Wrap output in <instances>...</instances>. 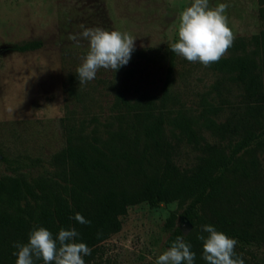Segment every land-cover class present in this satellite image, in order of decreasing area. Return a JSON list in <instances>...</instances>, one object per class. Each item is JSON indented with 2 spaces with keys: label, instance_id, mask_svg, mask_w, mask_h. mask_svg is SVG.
I'll list each match as a JSON object with an SVG mask.
<instances>
[{
  "label": "trees",
  "instance_id": "obj_1",
  "mask_svg": "<svg viewBox=\"0 0 264 264\" xmlns=\"http://www.w3.org/2000/svg\"><path fill=\"white\" fill-rule=\"evenodd\" d=\"M261 2L259 16L264 21ZM250 45L240 40L233 45L234 54L212 64L219 76L214 87L220 104L205 107L197 116L170 105L175 53L169 47L159 96L128 99L117 89L110 114L102 121L91 120L89 131L85 121L63 120L65 144L50 162L68 184L64 194L53 193L55 199L50 200L44 189L37 194L21 178H0V202L15 206L0 207V264H15L13 245L26 243L30 231L39 226L54 235L61 228H75L77 242L92 249L84 257L85 264H91L101 244L121 230L129 207L180 201H187L180 216L193 230L185 235L176 214H170L165 223L170 232L167 249L183 236L195 253L194 264H206L197 239L203 225L236 239L241 251L260 247L248 228L264 226V186L257 183L259 161L254 154L264 145V33L254 36ZM39 46L30 42L11 49L24 53ZM231 86L239 92L238 102L221 120L224 105L230 104ZM185 148L195 154L188 167L178 164ZM229 177L241 188L233 187ZM76 213L91 223H78L73 219Z\"/></svg>",
  "mask_w": 264,
  "mask_h": 264
},
{
  "label": "rangeland",
  "instance_id": "obj_2",
  "mask_svg": "<svg viewBox=\"0 0 264 264\" xmlns=\"http://www.w3.org/2000/svg\"><path fill=\"white\" fill-rule=\"evenodd\" d=\"M191 3L192 0H0V178H21L37 194L44 189L50 200L55 199L53 193L64 194L68 184L50 162L65 144L63 120L74 124L85 121L89 131L94 126L91 120L108 117L117 89L128 99L159 96L169 66L168 48L178 39L180 13ZM219 3L228 5L226 15L235 35L233 45L240 40L250 45L254 36L264 33V21L259 16L261 0H209L210 7ZM95 27L127 33L135 39L134 51L129 62L115 72L101 68L94 80L80 84L76 69L89 46L79 33ZM72 35L78 40L69 39ZM30 42L40 46L24 53L11 49ZM233 45L224 57L237 51ZM173 61L172 108L197 116L205 107L220 104L214 87L219 76L212 65L204 67L176 54ZM229 90L230 104L224 105L221 120L238 102V90L233 86ZM254 154L259 161L257 183L264 186V145ZM194 157L185 148L178 164L188 167ZM228 180L237 186L238 181L232 177ZM186 206L187 201H180L157 207H129L121 218V230L101 244L91 264H155L167 250L165 242L170 232L165 223L170 214H176V224L185 235L192 233V227L180 216ZM0 207L12 210L15 206L0 202ZM248 231L261 246L236 251L252 264H264V226L255 224Z\"/></svg>",
  "mask_w": 264,
  "mask_h": 264
},
{
  "label": "clouds",
  "instance_id": "obj_3",
  "mask_svg": "<svg viewBox=\"0 0 264 264\" xmlns=\"http://www.w3.org/2000/svg\"><path fill=\"white\" fill-rule=\"evenodd\" d=\"M228 5L219 3L210 7L209 0H192L179 16L178 39L170 45L172 53L191 63L209 67L219 62L233 45L235 35L228 25ZM79 37L88 41L89 50L76 69L80 84L96 78L99 69L114 72L126 65L134 51V41L127 33L109 31L100 27L85 28ZM69 39L77 41L72 35ZM80 224H90L80 213L73 217ZM197 239L202 242V259L206 264H244L235 251L237 240L218 231L212 225H203ZM203 233H207L204 235ZM75 228H61L54 235L43 226L34 227L26 243H16L15 264H85L84 257L92 249L77 242ZM183 236H177L171 246L158 256L155 264H194L195 253Z\"/></svg>",
  "mask_w": 264,
  "mask_h": 264
},
{
  "label": "water",
  "instance_id": "obj_4",
  "mask_svg": "<svg viewBox=\"0 0 264 264\" xmlns=\"http://www.w3.org/2000/svg\"><path fill=\"white\" fill-rule=\"evenodd\" d=\"M181 219L184 221V219L181 217ZM186 224H188L186 221H184ZM189 225V224H188ZM190 226V225H189ZM191 227V226H190Z\"/></svg>",
  "mask_w": 264,
  "mask_h": 264
}]
</instances>
